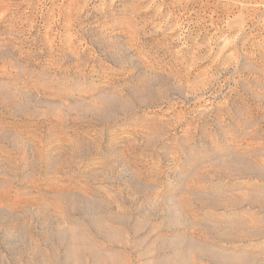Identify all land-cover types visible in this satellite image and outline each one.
Returning <instances> with one entry per match:
<instances>
[{"label":"rangeland","instance_id":"obj_1","mask_svg":"<svg viewBox=\"0 0 264 264\" xmlns=\"http://www.w3.org/2000/svg\"><path fill=\"white\" fill-rule=\"evenodd\" d=\"M0 264H264V0H0Z\"/></svg>","mask_w":264,"mask_h":264}]
</instances>
